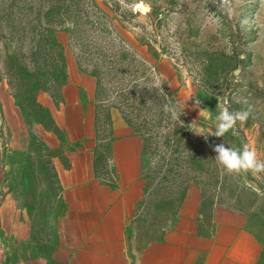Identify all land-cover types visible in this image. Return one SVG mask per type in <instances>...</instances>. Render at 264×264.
I'll use <instances>...</instances> for the list:
<instances>
[{
    "label": "rangeland",
    "instance_id": "rangeland-1",
    "mask_svg": "<svg viewBox=\"0 0 264 264\" xmlns=\"http://www.w3.org/2000/svg\"><path fill=\"white\" fill-rule=\"evenodd\" d=\"M104 1L107 3L101 6L104 14L84 1L79 5L89 12L94 25L86 24L91 37L107 50L108 43L131 50L144 65L139 69L141 86L153 95L151 103L155 98L160 100L163 94L149 90V86L162 78L163 92L172 95L190 119L192 139L209 134L207 138L218 144L235 148L248 145L264 157V0H242L239 4L237 0H228L231 14L225 0H144L147 7L135 12L123 7L120 0ZM132 3L139 0H125V4ZM46 5V0H0V207L11 201L22 214L26 213L31 239L40 253L50 264H64L57 255L64 245L60 224L65 207L53 168L54 159L41 143L45 144L43 138L47 134L46 137L58 140L56 154L63 167L69 162L66 152L74 147L60 142L55 124L38 102L42 93L57 102L60 92L54 88L58 83L59 62L53 57L49 59L50 54L46 57L49 52L42 18ZM7 9L13 15L6 19L2 10ZM245 19L247 24L242 25ZM51 35L63 49L66 69L68 60L79 69L80 53L69 45L68 34L56 29ZM109 51L110 55L115 52ZM210 62L219 78L218 82L211 80L216 83L213 91L221 89L218 95L197 82ZM95 63L81 59V68L87 73L79 71L93 77L90 73ZM205 85L210 87L208 83ZM196 100L201 102L199 106ZM219 106L230 111L250 108L251 114L246 123L238 124L224 137H216L210 133L216 127ZM21 130L30 140L29 149L24 152L10 146L13 134ZM106 137L102 128L100 139ZM34 139L37 147H31ZM209 155L214 160L216 153ZM154 166L152 163V171ZM97 172L101 179L110 180L109 168L101 161ZM140 176L142 179V165ZM200 180L204 184L201 231L211 230L214 207L240 211L247 217V226L262 244L264 254V174L229 175L216 163ZM161 187L163 184L157 178L150 191L156 193ZM138 203L127 225L129 247L134 255L148 242L149 226L156 216L155 200L147 199L139 210ZM169 218L162 220L168 229L172 224Z\"/></svg>",
    "mask_w": 264,
    "mask_h": 264
},
{
    "label": "crops",
    "instance_id": "crops-1",
    "mask_svg": "<svg viewBox=\"0 0 264 264\" xmlns=\"http://www.w3.org/2000/svg\"><path fill=\"white\" fill-rule=\"evenodd\" d=\"M96 81L68 60L67 80L58 101L46 94L38 102L48 110L70 149L69 167L54 158L65 212L60 229L64 245L58 259L64 264H258L262 244L247 226L240 211L223 206L212 210V227L200 229L203 191L189 185L178 215L163 239L153 241L132 254L127 225L143 197L140 176L142 140L134 134L117 110L112 111L116 141L112 147L117 171L115 187L95 178L94 148ZM13 134L11 148L29 149V136ZM48 135V134H47ZM46 135V136H47ZM44 137L51 150L58 140ZM49 136V135H48ZM19 211V212H18ZM0 264H50L31 239L28 217L11 201L0 207Z\"/></svg>",
    "mask_w": 264,
    "mask_h": 264
},
{
    "label": "trees",
    "instance_id": "trees-1",
    "mask_svg": "<svg viewBox=\"0 0 264 264\" xmlns=\"http://www.w3.org/2000/svg\"><path fill=\"white\" fill-rule=\"evenodd\" d=\"M46 1L47 5L42 16L45 22L46 49L49 52L46 57H49L50 54L49 59L56 58L59 62V74L56 78L58 83L54 88L61 90L62 86L66 84L67 69L62 47L51 39L53 30L58 29L68 34L69 45L79 50L78 65L82 72L87 73L81 68V59L89 63L92 60L96 62L94 70L90 73L96 79L95 127L98 144L94 148L95 178L112 188L115 187L117 171L113 162L112 147L116 137L112 111L117 110L134 134L142 139V179L145 185L143 198L138 203L137 209L143 207L147 199L155 200L156 216L149 226L148 232L151 234L147 235L148 242L145 246L153 241H159L163 239L168 230L162 220L170 217L169 220L172 218L171 223L174 221L189 185L196 183L203 187L204 184L200 178L208 172L210 166L216 164L209 154L214 151V146L219 144L216 140L211 141L203 137L192 139L190 119L185 109L169 93L164 92L162 97L157 94L161 99L155 98L154 104L151 103L153 95L147 89H142L141 86L139 69L144 65L136 60L129 48L123 45L118 46L115 43H110L111 46H109L108 43L106 45L109 50L115 51L113 55H110V51L106 47L94 43L96 41L93 40L90 30L86 26L87 23L94 26L90 21L89 12L79 5L84 1L88 6L103 13L101 6L107 4L104 0L101 4H99L100 0H71L70 3L67 0ZM9 11V9L2 10L6 19L13 15ZM211 63L201 74V80L197 82L202 84L208 92L218 95L220 93L217 92H221V89L218 87L216 91H213L212 87L216 83L211 80L216 79L218 82L219 78ZM205 83H208L210 87ZM41 107L49 114L48 110L42 105ZM173 110L175 115H173ZM102 128L108 136L104 139H100ZM56 130L61 135L58 136L60 142H63V133L57 126ZM57 133L55 134L57 135ZM35 142L36 139L33 140L31 147H37ZM101 142H103L102 146H100ZM41 146L48 152L51 159L58 157L57 151L49 149L44 143H41ZM98 161L103 162L104 166L109 168V181L98 176ZM152 163L155 165L154 171H152L153 167L151 168ZM68 167L69 162L66 168ZM53 168L56 173L54 166ZM56 176L58 178L57 173ZM157 178L163 187L153 193L150 189ZM158 233L160 234L158 235ZM263 260L264 254L262 253L258 264H261Z\"/></svg>",
    "mask_w": 264,
    "mask_h": 264
},
{
    "label": "clouds",
    "instance_id": "clouds-1",
    "mask_svg": "<svg viewBox=\"0 0 264 264\" xmlns=\"http://www.w3.org/2000/svg\"><path fill=\"white\" fill-rule=\"evenodd\" d=\"M229 14H231V7L228 0H225ZM242 0H237V3H241ZM123 7L135 12L140 7H147L144 4V0H139V3L125 4V0H120ZM241 24H247V20H242ZM163 79L157 78L149 86V90L156 89L158 93L165 94L162 88ZM200 101L196 100V105H200ZM220 110L215 116L216 127L210 135L216 137H224L225 134L236 129L238 124H244L249 119L251 109L230 111L228 107L219 106ZM203 109L201 110V112ZM200 112V113H201ZM173 110V115H175ZM211 115V114H209ZM205 138L207 135L204 134ZM214 152L216 153L215 161L222 170L229 175L239 176L241 174L252 173L253 175L264 174V157L258 154L257 150L244 145L241 148H235L226 146L225 144H219L214 146Z\"/></svg>",
    "mask_w": 264,
    "mask_h": 264
}]
</instances>
